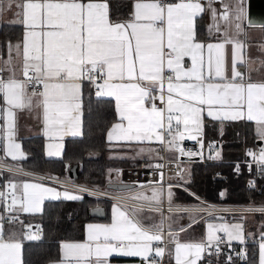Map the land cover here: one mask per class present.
Wrapping results in <instances>:
<instances>
[{
    "label": "snow or ice",
    "instance_id": "snow-or-ice-1",
    "mask_svg": "<svg viewBox=\"0 0 264 264\" xmlns=\"http://www.w3.org/2000/svg\"><path fill=\"white\" fill-rule=\"evenodd\" d=\"M217 2L224 5L219 13L213 7ZM248 2L134 0L128 18L118 20L110 17L107 0H8L6 4L0 0V14L5 8L16 9L14 22L24 28L20 42L6 44L9 57L0 65V119L6 122V131L3 126L0 131L7 140L5 155L14 161L27 158L15 140L18 112L27 111L42 120L49 140L47 155L60 156L65 137L83 134L85 81L95 87L97 98H114L119 121L107 133L109 142L155 140L183 155L179 141L196 140L203 134L205 112L216 121L255 122L256 134L264 140V79L252 76L253 71L260 73L252 65L259 62L264 67V60L248 55L246 31L247 27L264 30V24L249 19ZM206 11L213 20L209 32L222 33L217 43H205L198 37L197 19ZM259 50L264 53V43ZM186 57L190 66L185 64ZM241 66L247 71H241ZM157 100L164 106L158 107ZM247 154L264 174V148ZM215 158H220L219 152ZM5 167L34 176L0 159V169ZM161 181L150 196L140 192L118 198L130 203L112 208L110 224H88L85 241L63 243L59 264H109L113 254L158 264L149 257L165 254V247L158 246L165 234V202L169 221L173 212L190 211L173 206L172 185L165 190ZM88 191L82 186L76 192L66 187L59 191L40 182L9 180L7 192L0 191V202L8 201V215L0 214V264H24L23 239L40 238L30 225L28 231L8 229L6 234L5 224L23 226L17 213H40L46 200L79 201L81 193ZM145 208L160 214L159 223L145 225L141 216ZM248 211L264 213V207ZM167 227L175 264H197L213 246L218 255L223 240L217 232L225 233L229 241H245L243 224L209 223L206 241L195 243H181L172 224ZM239 255L247 259L246 252ZM259 264H264V234Z\"/></svg>",
    "mask_w": 264,
    "mask_h": 264
},
{
    "label": "trees",
    "instance_id": "trees-1",
    "mask_svg": "<svg viewBox=\"0 0 264 264\" xmlns=\"http://www.w3.org/2000/svg\"><path fill=\"white\" fill-rule=\"evenodd\" d=\"M132 9L131 0H111L110 17L127 19ZM206 18L197 22L199 39H207ZM16 30L3 28L0 40L5 41L15 36ZM84 99V132L83 137L66 141L65 153L62 159H47L44 155L43 140L31 138L25 144L27 158L23 165L29 169L47 172L59 177H67L72 165H79V177L75 179L84 184L106 187L108 172L112 168H122L124 163L108 157L109 145L106 139L111 125L117 121L115 102L104 97L95 96L94 87L85 83ZM213 137V136H212ZM217 139V138H216ZM223 158L219 163L191 164L189 166V181L185 183L191 191L214 202L233 204H264V180H259L257 188L248 189L246 181L252 176L246 166H242L240 174L236 166L224 161L244 159V151L248 147H257L258 137L251 123L241 122L230 125L221 140ZM178 201L193 202L195 199L186 190L177 188ZM225 191V198H221ZM110 202L90 196H84L80 201H47L41 215L31 217L43 232L40 242H30L24 245V264H49L60 258V242L67 240H83L85 224L91 221H106L90 216V209L104 205L107 212ZM262 217V214H259ZM197 226H195L196 228ZM256 247H250V263L257 258Z\"/></svg>",
    "mask_w": 264,
    "mask_h": 264
},
{
    "label": "crops",
    "instance_id": "crops-1",
    "mask_svg": "<svg viewBox=\"0 0 264 264\" xmlns=\"http://www.w3.org/2000/svg\"><path fill=\"white\" fill-rule=\"evenodd\" d=\"M7 2H8V0H4L5 4ZM110 2H111V0L110 1L107 0V3L109 4V11H110ZM232 2H234V0L224 1V3H232ZM133 3H134V1H132V5H133ZM202 3H204V2H202ZM223 6H224L223 3H220V2H217L213 5V7L217 9L218 13L220 11H223ZM15 11H16V9L10 11L7 8H5L4 12L2 14H0V31H1V29L7 27L10 29L16 30V34H14L15 36H17V34L19 33L18 34L19 37H13V38H10V39L5 40V41L0 40V65H2L4 63V61H6L9 57V52H8L7 47H6V44L8 42L15 44L17 42H20L23 39L24 28L19 23L14 22L16 20V16L14 15ZM131 11H132V9H131ZM131 11H130V13H131ZM201 18H206V27H205L206 36L209 38H207V39H201L200 38V40L205 42V43H217V42H219L220 39H222V33H216L215 31L209 32V28L213 24L211 14L206 11L205 13L202 14L201 17H199L197 19V22ZM219 22L222 24V21H219ZM246 31L248 32V38H247V43L249 45L248 55L253 60H257V61L258 60H264V53H262L259 50V45L261 43H264V30H262L260 27H247ZM185 64H186V66H190V64H191L190 58H187V57L185 58ZM252 67H253V69H260V73H264V67H262L259 64V62L254 63L252 65ZM240 70L241 71H247V69L244 68L243 66H241ZM260 73L253 71L252 72L253 79H264V75H261ZM3 75L7 76L8 73L5 72V73H3ZM17 75H19V62H17ZM85 83H90V82L85 81L84 84ZM84 89H85V85H83V91H84ZM94 90H95V87H94ZM104 98L114 101V98H110V97H104ZM0 104H3L2 94H0ZM117 118H118L117 121H115L114 123L119 121L118 114H117ZM17 120H18V122H17V131H16L15 140L17 143H19L21 145V148L24 151V153L26 154V157L28 154H27L26 149H25V144L31 138H41L43 140V150H44L45 157L47 159L54 160V159H62L63 158L64 153H65L67 140L83 137V134L81 136H75V137L67 136V137H65L63 140L64 146H63L62 154L60 156L49 157L47 155V144L49 143V140L44 135L43 123H42V120L40 118H38V115L35 112H33V113H29L27 111L18 112ZM82 120H83L82 132H84V111H83ZM241 122H247V123L253 124L254 131H255V122L246 121V120L216 121V120H213L212 118L208 117L207 113L205 112L204 121H203V125H204L203 135L205 138V142L208 144H214L215 145V150L213 152H215L217 150V148L220 147V149H219L220 158L213 157L210 159L220 161V162H221V159H224L223 158L224 154H223L222 143L220 144V142H218V141L215 142L212 140V138L214 137V138H217V140L218 139L221 140L223 134L227 131V129L230 125H233L235 123H241ZM3 127L5 128V131H6V122L4 120H3ZM110 128H109V130H110ZM255 134H256V131H255ZM0 139L3 140L2 144H0V159L5 160L6 162H9V163L18 165V166L25 167L23 165V162L26 159L20 160V161H14L11 159V157H7L5 155V148H6L7 140L5 138V132L4 131H0ZM106 139H107V135H106ZM186 140H188L189 142L195 141L193 139H186ZM258 141L262 142V144H261L262 147L260 148V146L258 144H257L258 145L257 147L262 149L264 147V140H261L258 138ZM107 142L109 145L108 157L112 160L122 162V163H124V165H128L130 167L156 165V164L160 163L164 150L166 151V156L168 158H171V159L176 158L177 154H178V151H176L175 149L169 150L168 145L166 143L162 144L159 141H155V140L152 142L144 141L141 143V142H123V141L109 142L107 139ZM141 148L144 149L143 152L140 151ZM224 162H227V161H224ZM189 166L190 165H188L186 167L183 178H179V179L172 178V177L168 178V180L171 183L177 184V185H172V189H173V193H174L173 205L202 204L203 201L199 200L197 197H200V198L206 200L205 198H203V196H200L199 194L188 189L186 187L185 183H183L181 181L182 179L187 178V177H185V176H187L186 175L187 173L189 176V172H190ZM25 168H27V167H25ZM27 169H29V168H27ZM114 169L118 173L121 168H119V169L114 168ZM30 170H32V169H30ZM32 171H35V170H32ZM35 172H39V171H35ZM39 173H45V172H39ZM2 174H3V178L0 177V185H2V184L7 185L9 180H12L14 183H21V182H25V181H27V182H40V183H44L48 187L56 188L59 191L64 190V188H61L59 186H56V185H53L50 183H46L43 181H39L36 179H32L29 177H25L22 175L13 174L10 172H2ZM47 174H51V173H47ZM51 175H53V174H51ZM54 176H56V175H54ZM64 178H71V177L68 174V176L64 177ZM189 178H190V176H189ZM109 182H115V181H109ZM183 186L186 187L187 189H185ZM153 187L154 186H152V188ZM177 188L182 189L184 191L186 190L188 193H190L193 196V198L195 200L193 202H190V203H184L182 201H178V192H177L178 189ZM146 189H148V188H146ZM149 189H150V187H149ZM144 190L145 189H143L141 191H137L136 193L143 192ZM166 190H167V188H166ZM70 191H72V190H70ZM73 192H75V191H73ZM151 192L152 191L149 190V192L146 195L150 196ZM82 196L84 198V195H82ZM222 196H224V195H221V198H222ZM60 200L61 201H68V200H63V199H60ZM60 200H46L44 202V205H43V211H44L45 203L47 201H60ZM206 201H209V202H212L215 204H224V205H230V206L241 205V204L226 203L223 201L222 202H214L211 200H206ZM115 205L116 204L111 203L109 212H107V210H106V213H107L106 217H108V220H106V221H91V222H88L85 224V227H84L85 236H84L83 240H67V241L60 242V258L58 260H54V261L50 262L49 264H59V262L62 260V244L63 243H65V242H83L86 240L87 225L88 224H110L112 222V208ZM165 205H167V202H165ZM248 205H260V204H248ZM43 211L40 213H17L19 215L20 221L23 222V226L19 223H15L12 225L5 224L6 234H7L8 229H11V230H14L17 232L28 231L27 226H29V225L32 226L31 231H33V232H35L36 230L41 231V228L39 226H37V224L33 223V220L31 217L41 215L43 213ZM0 214H3L5 216L8 215V213L5 211L4 202H0ZM259 214H262V217H260ZM169 215L170 214L167 212V210L164 211V217L166 216V218H167V221L165 222V226L168 229L167 225L169 223L172 224V231L174 233H176V232L179 233L178 239L181 243H195V242L206 241L207 232H208L207 225L209 223H212L215 225H219L221 223H229V222L243 224L245 237L250 236V238L253 240H261V236H262V234H264V213H261L258 211L250 212L247 210V211L238 212L236 210H232V211L229 210L227 212L212 213V215H209V213H202V212H198V211L173 212L171 214L172 215L171 221L168 220ZM141 216L144 217L143 222L145 223V225H149L152 223H159V221L161 219V216L159 213L149 211L147 208H145V210L141 213ZM195 226H197V227L195 228ZM181 229H184V230L181 231ZM250 232H252V234H249ZM220 233H222V232H217L216 235L219 236ZM42 236H43V234L39 235L40 238L36 239V240L23 239V250H24V245L26 243L40 242ZM167 238L169 239L168 234H167ZM225 239L229 241L226 234H225ZM231 241H236V240H231ZM154 246H156V245H154ZM158 246L165 247L164 256L163 257H156L153 255V257H149V260L154 259L155 261L158 262V264H175L174 245L172 243H169L167 245H163L161 243ZM255 249L257 250V258H256L255 263H250L248 256H247V259H243V258H241V256L235 255L233 250L230 247H223L222 252L218 255L206 253L203 256V258L197 262V264H259V246H256ZM229 257L231 259H229ZM219 261L221 263H219ZM109 264H148V261H145L141 257H130V256L113 254L109 258Z\"/></svg>",
    "mask_w": 264,
    "mask_h": 264
},
{
    "label": "built area",
    "instance_id": "built-area-1",
    "mask_svg": "<svg viewBox=\"0 0 264 264\" xmlns=\"http://www.w3.org/2000/svg\"><path fill=\"white\" fill-rule=\"evenodd\" d=\"M110 1V0H109ZM134 1V0H131ZM226 1V0H224ZM202 2L206 3V0H202ZM88 82V81H87ZM157 106L163 107L164 105L160 103L159 100H157ZM0 126H3V119H0ZM3 140L0 139V144H2ZM201 142L203 144V147H201ZM179 145L182 149H184L185 154H181L178 152L177 157L174 159L168 158L166 156V151H163L162 159L160 163L153 165V166H137V167H130V166H124L119 170V181L120 183H127V184H133L134 188L128 189V190H114L109 189L107 187H97L90 184H84L81 182L76 181L73 178H62L58 176H54L47 173H39L32 171L30 169H27L23 166H18L9 162H6L3 160V163L6 166L12 167L13 169L19 167L22 168L24 172H30L33 173L34 176H25L21 172H10L17 175H22L25 177H29L32 179H35V176L39 177H45L43 181L46 183H50L56 186H59L61 188H68L72 191H78L79 187H85L89 191L81 193L84 196H90L97 199L108 201L112 204H125L130 203L127 200L124 199H118L120 197H127L128 195L134 194L137 191H141L143 189L156 186L158 181H161V173H163V180L161 181L163 184V187L168 188L169 185H177L175 183H171L168 178H181L183 177L186 167L191 164H208V163H219L220 161L212 160L209 157H206V150L213 152L215 150L214 144H208L205 142L204 135L198 136V138L193 141L189 142L188 140L184 139L179 141ZM256 152L258 153L260 151L259 147H248L244 151V159L238 160V161H227V163H232L239 167V171H237L238 174L242 172V166H246L248 172L252 175L247 181H246V187L248 189H255L257 188L259 180H264V174L261 173V165H259L257 162H255L252 157L248 156V152ZM193 152L196 153V155L188 156L186 153ZM157 165H163V167H157ZM2 172H9L7 170V167L0 169V177L3 178ZM254 183V186H252V182ZM184 187V186H183ZM187 189L186 187H184ZM0 191L7 192V185L2 184L0 185ZM190 191V190H189ZM94 193V194H90ZM199 200L203 201L202 204L197 205H191V204H184V205H173L174 207L182 208V209H189L190 211H198L202 213H217V212H227L236 210L238 212L247 211L249 208H262L264 205H224V204H215L209 201H206L200 197H197ZM8 201L4 202V206L6 209ZM165 211L167 210V205H164ZM37 232V230L35 231ZM39 235H42V231H38ZM168 229L165 226V234L163 237V245L169 244V239L167 238ZM219 237L222 238L223 242L219 244V254L222 252L223 247H230L235 255L240 256L239 254L242 252H246L247 255L250 253V247L251 246H259L261 243V240H253L250 238V236L245 237L244 243H240L239 241H228L225 239V234L220 233ZM216 252V248L213 246L209 249L208 253L214 254Z\"/></svg>",
    "mask_w": 264,
    "mask_h": 264
},
{
    "label": "water",
    "instance_id": "water-1",
    "mask_svg": "<svg viewBox=\"0 0 264 264\" xmlns=\"http://www.w3.org/2000/svg\"><path fill=\"white\" fill-rule=\"evenodd\" d=\"M249 19L256 24H264V0H249L248 2ZM261 146L262 142L257 143ZM69 175L73 179L79 177V165L74 164L69 169ZM106 187L114 190H128L134 188L133 184L109 182ZM90 216L100 219H105L107 216L106 207L104 205L95 206L90 209Z\"/></svg>",
    "mask_w": 264,
    "mask_h": 264
},
{
    "label": "rangeland",
    "instance_id": "rangeland-1",
    "mask_svg": "<svg viewBox=\"0 0 264 264\" xmlns=\"http://www.w3.org/2000/svg\"><path fill=\"white\" fill-rule=\"evenodd\" d=\"M212 140L215 141V142H217V139L214 138V137L212 138ZM261 147H262V146H260V148H261ZM263 148H264V147H263ZM219 149H220V147L217 148V150H216L215 152H210V151L206 150V157H208V156H209V157H210V156L215 157V156H216V152H220ZM186 175H187V176H185V177H187V178H184V179L181 180L183 183H187L188 180H189L188 173H187ZM108 181H115V182L119 181V175L117 174V171H116L114 168L110 169L109 172H108ZM151 189H152V187H150V189H149V188H148V189H145V190L143 191V193H144V194H147V193L149 192V190L152 191ZM172 190H173V189H172ZM221 195H224V196H222V199L225 198V196H226L225 191H223ZM203 198H205V197H203ZM205 199H206V200H209V199H207V198H205ZM260 205H264V204H260ZM163 219L165 220V222L167 221L166 216L163 217ZM228 224H238V223H232V222H229ZM247 233H248V232H247ZM249 234H252V232H250ZM219 263H221V262L219 261Z\"/></svg>",
    "mask_w": 264,
    "mask_h": 264
}]
</instances>
